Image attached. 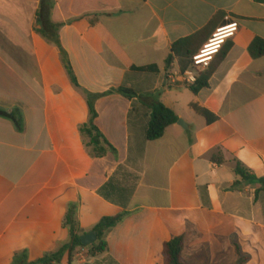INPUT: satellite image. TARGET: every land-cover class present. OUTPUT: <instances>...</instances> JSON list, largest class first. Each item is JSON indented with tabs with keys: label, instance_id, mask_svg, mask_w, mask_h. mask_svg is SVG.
Instances as JSON below:
<instances>
[{
	"label": "crops",
	"instance_id": "0c3cea01",
	"mask_svg": "<svg viewBox=\"0 0 264 264\" xmlns=\"http://www.w3.org/2000/svg\"><path fill=\"white\" fill-rule=\"evenodd\" d=\"M55 1L52 19L64 25L60 41L81 86L96 95L122 87L137 96L112 93L96 101V124L118 157L92 158L79 132L90 117L86 96L72 85L60 50L34 31L39 7L0 0V108L20 110L25 122L20 133L0 117V264H12L19 252H28L30 262L57 252L69 240L68 205L78 201L86 233L104 217L130 213L107 234V253L93 261L164 264V244L183 236L189 264H264V190L259 181L234 187L237 162L264 181V57L249 53L256 38L264 40V3ZM230 22L240 29L225 45L229 53L209 88L195 95L177 64L166 67L172 45L195 36L198 54ZM151 65L160 72L133 70ZM158 102L187 128L177 123L149 142ZM192 104L217 121L207 125ZM218 151L222 164L211 160ZM114 176L136 186L126 209L98 194ZM78 252L72 264L87 262L88 250ZM61 264H69L68 255Z\"/></svg>",
	"mask_w": 264,
	"mask_h": 264
},
{
	"label": "trees",
	"instance_id": "16d2710c",
	"mask_svg": "<svg viewBox=\"0 0 264 264\" xmlns=\"http://www.w3.org/2000/svg\"><path fill=\"white\" fill-rule=\"evenodd\" d=\"M258 1L264 3V0ZM55 6V0H41L34 31L44 38L49 44L55 45L60 50L63 65L72 85L76 90L82 92L86 96L90 109V117L88 122L79 126V132L86 150L94 159L104 158L109 153H112L117 158V149L107 140L96 124L98 112L95 104L99 98L112 93L122 94L129 99L136 97L137 94L121 87L118 89H111L105 94L96 95L90 93L81 86L74 71L70 57L60 41L59 31L64 25L57 24L52 19V12ZM99 18V15L94 16L91 20V24L93 26L96 25L99 22ZM230 47L231 45L223 48L221 51L222 55L219 60H214L210 68L199 75L196 83L186 86L192 93L198 95L202 90L209 88L211 78L217 71L221 62L227 57ZM197 52L198 49L195 36L182 39L172 45L171 52L166 60V67L171 68L177 64L181 73H185L193 65V60ZM249 53L253 59L257 60L263 58L264 40L256 38L249 48ZM133 70L152 74H158L160 72V68L157 65L133 67ZM191 108L197 115L206 120L207 125L210 126L217 121V118L207 109L201 108L195 104H192ZM151 111V118L147 127L146 138L147 141L154 142L162 139L166 130L177 124L180 118L175 111L166 107L162 102H158L153 105ZM0 117L11 120L15 124L18 132L23 133L25 131V122L23 114L20 110L16 109L12 112H7L0 108ZM211 160L219 164H222L225 161L224 155L221 151L214 154L211 157ZM123 171L124 168L120 167L118 169V174L123 173ZM234 172L240 178V181H237L234 187L239 186L241 182L259 181L261 183V188L259 190H264V181L250 175L249 170L246 169L240 162L236 163ZM135 189V185L122 186L116 181V177L114 176L103 188L98 191V194L108 202L117 204L126 209L134 195ZM79 208L80 201L70 203L68 205V210L64 218V227L69 231V240L57 252L48 253L41 259L33 262L29 261L28 252H19L16 253L12 264H61L66 255L69 257V264H72L78 251L84 249H87L92 257H97L107 253L109 249V245L106 241L107 234L110 230L122 224L130 213L128 211H124L117 216L104 217L101 219V221L91 231L98 234L97 242L89 247H86L81 241V237L86 234V231L80 227L78 221ZM184 248L185 240L183 236L172 237L171 240L166 242L163 246L164 264H189L183 256ZM111 264L118 263L112 260Z\"/></svg>",
	"mask_w": 264,
	"mask_h": 264
},
{
	"label": "built area",
	"instance_id": "2783aa9c",
	"mask_svg": "<svg viewBox=\"0 0 264 264\" xmlns=\"http://www.w3.org/2000/svg\"><path fill=\"white\" fill-rule=\"evenodd\" d=\"M239 29L240 25L237 22H230L228 25L217 29L194 57L193 65L182 74V81L188 85L196 83L199 73L209 69L216 56L223 50L228 41L237 35Z\"/></svg>",
	"mask_w": 264,
	"mask_h": 264
},
{
	"label": "water",
	"instance_id": "95a60500",
	"mask_svg": "<svg viewBox=\"0 0 264 264\" xmlns=\"http://www.w3.org/2000/svg\"><path fill=\"white\" fill-rule=\"evenodd\" d=\"M178 124L185 129L187 128L183 120H179ZM97 240H98V234L96 232L86 233L81 237L82 244L86 247L95 244Z\"/></svg>",
	"mask_w": 264,
	"mask_h": 264
},
{
	"label": "rangeland",
	"instance_id": "374dc122",
	"mask_svg": "<svg viewBox=\"0 0 264 264\" xmlns=\"http://www.w3.org/2000/svg\"><path fill=\"white\" fill-rule=\"evenodd\" d=\"M32 4L35 6V8L38 6L39 7V5H38V1L37 0H32ZM82 251V250H81ZM79 253V252H78ZM83 253H85V255H84V259L82 258V261H84V260H87V262H83V264H108V263H105V261L103 262H100L101 260H99V261H96V260H92L91 259V255L89 254V251L88 252H83Z\"/></svg>",
	"mask_w": 264,
	"mask_h": 264
}]
</instances>
